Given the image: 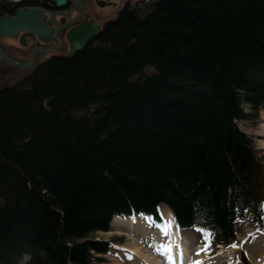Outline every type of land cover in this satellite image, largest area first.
I'll list each match as a JSON object with an SVG mask.
<instances>
[{
  "label": "trees",
  "instance_id": "trees-1",
  "mask_svg": "<svg viewBox=\"0 0 264 264\" xmlns=\"http://www.w3.org/2000/svg\"><path fill=\"white\" fill-rule=\"evenodd\" d=\"M48 1L0 0V16ZM262 108L264 0L123 10L0 85V264L101 263L113 215L160 202L232 242L247 209L262 222L264 160L237 123Z\"/></svg>",
  "mask_w": 264,
  "mask_h": 264
},
{
  "label": "rangeland",
  "instance_id": "rangeland-1",
  "mask_svg": "<svg viewBox=\"0 0 264 264\" xmlns=\"http://www.w3.org/2000/svg\"><path fill=\"white\" fill-rule=\"evenodd\" d=\"M23 1V0H22ZM117 1L119 6H121L122 2L125 0H114ZM135 1V0H133ZM115 6L107 5L104 7H101V12L105 13L106 15L110 12L112 15L115 13ZM143 10V9H141ZM42 16L41 22L43 24H46L48 26H52V20L49 18L52 14L50 13V10L47 8L40 14ZM53 16V15H52ZM46 29V28H45ZM44 29V30H45ZM28 30H21L17 35L15 36H2L0 35V47L3 49V51L7 54H10L9 56L15 57L19 59V38L21 34ZM30 33L35 34L33 37H30L27 35L26 39L29 40H37L38 35L35 31L30 30ZM46 33V31H45ZM52 37V33H51ZM27 48V45H25ZM67 47H62V45L59 47L61 53H66ZM50 53H45L41 51H36L35 55V61L36 60H46L47 57H49ZM33 58V60H34ZM25 61L27 57L23 58ZM33 66L35 65V62L33 61ZM20 66H10L3 58L0 59V85L3 83H15L19 81L21 78H23L27 73H29V70L20 69ZM33 68V67H32ZM31 68V69H32ZM263 114H261L262 119L260 118L259 122H241V127L246 132H248L253 139L255 140V146L257 149H259L260 156L264 160V117ZM164 205V204H162ZM125 217V216H122ZM137 217V224L144 226L147 225L150 227L151 230H155V227H158L157 229L160 230H166L169 227V219L166 217L162 225H156L152 218L146 215H136ZM168 222V223H167ZM173 227L177 224L176 222H172ZM112 230L110 231H100L95 234V236L100 240H109L114 243V253L111 255H107L104 258V261L102 263H95V264H141L142 262H148V258H152V260L156 263H162L165 262L164 260H161L156 256H154V251L152 250L151 246L149 245L150 240L149 239H143L138 235V233L135 230H130L124 227H116L111 225ZM145 227V226H144ZM175 227L178 228V225ZM154 228V229H153ZM235 232H236V244L231 246V248H228L226 246H218L214 254H206L201 250V245L199 243L201 237L203 234L201 232L196 231L192 232L190 229L182 230V243L185 244L186 247H188V254L190 253V261H199L200 264H227L230 263L231 260H238L237 258L233 257L235 255V252L237 250H241V247L245 249L248 256L252 259L254 264H264V222H259L255 217L253 216V213L249 211V214L244 219H241L240 221L236 222L234 224ZM149 229V230H150ZM263 229V230H262ZM164 233L163 240H167ZM154 245V244H153ZM240 246V247H239ZM262 246V248H261ZM240 249H239V248ZM140 250L142 255L136 254L135 250ZM261 254V255H260ZM208 255V256H207ZM233 257V258H231ZM137 258V259H136ZM136 259V260H135ZM158 259V260H157ZM167 262V261H166ZM185 262L187 264H192L189 261ZM242 264L240 260H238Z\"/></svg>",
  "mask_w": 264,
  "mask_h": 264
},
{
  "label": "flooded vegetation",
  "instance_id": "flooded-vegetation-1",
  "mask_svg": "<svg viewBox=\"0 0 264 264\" xmlns=\"http://www.w3.org/2000/svg\"><path fill=\"white\" fill-rule=\"evenodd\" d=\"M156 3L150 4L149 0H125L122 2L121 6H119L118 2L114 0H69V3L62 8L53 7L51 4H48V6H50V13L54 18V21L52 22V37L50 36V38L52 39L49 42H44L39 37H37V40L31 41L29 39H26L27 35L33 37L35 34H32L28 31L23 32L19 38V60L23 61V58H25V56L27 57L25 61L30 59L32 48L35 46L47 48L53 45L54 47L48 53H60L62 51L59 49L61 45L62 47L70 46L67 40L65 41V39H67L69 31L73 27L81 25L83 22L95 23L99 24L101 27H104L108 21L115 20L125 9L129 11V8L133 7L131 11H136L150 8ZM110 4L112 6H115V13L113 15L111 12L107 15L101 12V7ZM137 6L139 7L137 8ZM59 38L63 39L61 45H59ZM94 38H92V40ZM25 45H27V48L25 47ZM33 61L35 62L34 66ZM33 61L28 68L20 66V69L29 70V73H31V71L35 69V67L43 60L35 61L34 58Z\"/></svg>",
  "mask_w": 264,
  "mask_h": 264
},
{
  "label": "bare ground",
  "instance_id": "bare-ground-1",
  "mask_svg": "<svg viewBox=\"0 0 264 264\" xmlns=\"http://www.w3.org/2000/svg\"><path fill=\"white\" fill-rule=\"evenodd\" d=\"M82 24H84V23H82ZM78 26H80V25H78ZM75 27H77V26H75ZM75 27H73L69 31L67 38H69V35L73 34V31L77 30V28H75ZM70 46H71V44H70ZM32 61H33V58H30L27 61H23V62L26 64V67H29L31 65ZM263 113H264V111H263ZM263 117H264V114H263ZM263 127H264V125H263ZM263 135H264V132H263ZM162 204H164V203H162ZM160 210L166 218H169L172 221H173V219L176 220V218H177V217L175 218L176 215L173 216L174 211L168 205H166V204L161 205ZM136 215H133L130 217L116 216L115 219H113L111 222H112L113 226L114 225L116 227L121 226V227L130 229V230H135L140 237H142V238L144 237L143 239H149L152 242L151 247H152V250L154 251L155 258L157 256L161 260L165 261L163 263H162V261H161V263H156L150 257V258H148V260H149L148 262L144 261V263L142 262L141 264H187L185 262L184 254L186 253V251H188V249L184 243H182L180 240H178V234H177L178 232H177L176 227L170 226V224H169V227L166 230L162 231L160 229H157V227H155L156 228L155 230H151L150 227H148L145 224H144L145 227L138 225L136 223L137 222ZM139 215H142V214H139ZM164 233L166 234L165 235L166 238H168L167 240H163V238H161L162 236H164ZM261 248H262V246H261ZM135 251H136L135 252L136 254L142 255L140 253L141 252L140 250L136 249ZM233 257H231V258H233ZM238 260L237 261L231 260V262L227 263V264H241L240 262H238Z\"/></svg>",
  "mask_w": 264,
  "mask_h": 264
},
{
  "label": "water",
  "instance_id": "water-1",
  "mask_svg": "<svg viewBox=\"0 0 264 264\" xmlns=\"http://www.w3.org/2000/svg\"><path fill=\"white\" fill-rule=\"evenodd\" d=\"M58 6L66 4L67 0H52ZM44 12L42 7L36 6H23L17 8L12 15L0 16V34L1 35H10L15 36L21 30H33L38 33L42 39H46L44 25L41 20L42 16L40 15ZM76 31H73V34L69 35V41L71 44V50L68 55H71L74 50L84 47L91 37L100 31V28L97 25L84 23L80 26L75 27ZM0 55L4 56L7 60H10L12 63L24 64L19 61H15L10 56L6 55L0 48ZM33 56V52H32ZM31 56V57H32Z\"/></svg>",
  "mask_w": 264,
  "mask_h": 264
},
{
  "label": "snow or ice",
  "instance_id": "snow-or-ice-1",
  "mask_svg": "<svg viewBox=\"0 0 264 264\" xmlns=\"http://www.w3.org/2000/svg\"><path fill=\"white\" fill-rule=\"evenodd\" d=\"M192 264H200L199 261H193Z\"/></svg>",
  "mask_w": 264,
  "mask_h": 264
}]
</instances>
